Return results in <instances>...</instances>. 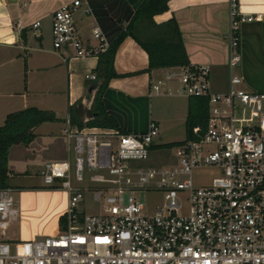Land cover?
<instances>
[{
    "label": "built area",
    "instance_id": "built-area-1",
    "mask_svg": "<svg viewBox=\"0 0 264 264\" xmlns=\"http://www.w3.org/2000/svg\"><path fill=\"white\" fill-rule=\"evenodd\" d=\"M81 6L72 0L53 12L52 47L98 57L109 42L98 27L91 30L95 42L82 37L75 20ZM229 8V89L213 92L211 70L204 64L168 73L178 75L182 95L208 97L204 133L160 149L153 148L155 120L135 133L78 127L67 116L62 134L71 140L70 155L45 162L40 170L46 188L67 193L63 224L54 235L9 240L20 208L15 190L0 188V264H264V92L245 88L244 78L234 72L241 61L242 24L264 21V14L243 13L239 0H229ZM89 11L82 7L84 14ZM40 25L32 23L35 29ZM85 78L94 81L96 75ZM161 150L171 151L166 162L147 165ZM201 168L220 174L209 184H197L193 174ZM141 191L161 192L162 205L143 212ZM85 193L98 211L80 209Z\"/></svg>",
    "mask_w": 264,
    "mask_h": 264
},
{
    "label": "crops",
    "instance_id": "crops-1",
    "mask_svg": "<svg viewBox=\"0 0 264 264\" xmlns=\"http://www.w3.org/2000/svg\"><path fill=\"white\" fill-rule=\"evenodd\" d=\"M71 1L0 0V125L8 113L35 106L52 110L58 118L52 122L64 127L70 109L85 96L87 85L93 82L85 75L95 74L98 57H76L70 50H55L50 35L53 12ZM80 1L82 6L75 13V20L82 37L95 42L91 30L98 27L110 42L143 0ZM83 6L90 9L89 13L82 12ZM239 6L248 15L264 14V0H239ZM169 18L178 24L190 64L209 66L211 90L227 91L231 75L229 0H168L167 10L155 14L153 20L161 23ZM36 20L41 23L38 29L32 27ZM22 28L26 29L24 39L20 37ZM240 54L235 74L244 78L245 88L264 92V21L242 24ZM147 66V53L132 37L125 36L114 55L117 76L108 80L102 93L108 116L127 132H145L152 119L157 122L161 138L173 140L177 132L186 136L184 122L189 97L180 93L178 75L168 76L177 68L162 67L147 72ZM159 80L155 91L152 85ZM48 123H41L34 132L43 125L51 129ZM62 130L68 158L71 140ZM36 139L37 134L30 143ZM12 188L18 195L15 198L20 216L8 229L9 240L56 234L59 216L67 205V193L46 187Z\"/></svg>",
    "mask_w": 264,
    "mask_h": 264
},
{
    "label": "trees",
    "instance_id": "trees-1",
    "mask_svg": "<svg viewBox=\"0 0 264 264\" xmlns=\"http://www.w3.org/2000/svg\"><path fill=\"white\" fill-rule=\"evenodd\" d=\"M168 0H143L134 11L126 24H121L122 29L116 37L109 42L104 52L98 55L95 67L96 79H100V85L95 91L92 109L97 116L81 123L73 109H70V120L78 127H105L119 128L108 116L102 93L107 82L117 76L113 67L115 51L125 36L132 37L147 53L149 72L155 68L177 67L190 64L189 56L184 47L180 29L174 18L156 23L153 20L155 14L167 10ZM26 29L22 28L20 37L25 38ZM209 99L205 96H189L188 114L184 128L186 138H198L207 128L209 118ZM58 118L52 110L40 109L35 106H28L23 109L8 113L0 125V188L9 187L10 171L8 169V153L14 144L28 145L35 138V128L43 122L56 121ZM180 141L157 144L153 148H170ZM64 217H59V226L63 224Z\"/></svg>",
    "mask_w": 264,
    "mask_h": 264
},
{
    "label": "rangeland",
    "instance_id": "rangeland-1",
    "mask_svg": "<svg viewBox=\"0 0 264 264\" xmlns=\"http://www.w3.org/2000/svg\"><path fill=\"white\" fill-rule=\"evenodd\" d=\"M55 122L48 123V126H51L49 127L51 129H48L51 130V133L46 129V125H43V127L35 131L37 139L34 142L28 145L14 144L10 147L8 156V167L11 175L8 181L9 186L17 189L45 187L40 177V170L43 164L49 161L67 159L68 144L60 131L63 128V124ZM184 138L186 136L182 132L181 134L177 132L174 133L171 139L179 141ZM173 140L161 138L158 135L155 138L157 144L169 143L173 142ZM170 153V150L156 151L152 154L151 160L146 164L156 165L166 162L167 155ZM219 174V170L201 168L196 169L193 176L197 184H209L212 178ZM81 184L79 183V185ZM17 196L15 190L14 197L17 198ZM137 199L143 203V212L147 213H153L163 203V196L159 191H141L137 194ZM80 209H84L86 212H96L99 206L92 202L90 193H85V201L80 205Z\"/></svg>",
    "mask_w": 264,
    "mask_h": 264
},
{
    "label": "water",
    "instance_id": "water-1",
    "mask_svg": "<svg viewBox=\"0 0 264 264\" xmlns=\"http://www.w3.org/2000/svg\"><path fill=\"white\" fill-rule=\"evenodd\" d=\"M99 85H100L99 78L95 79L92 83L88 84L85 96L82 98L81 101H79L77 104L73 106L74 113L77 119L81 123H86L97 116V112L93 111L92 109V104H93L95 91L97 90ZM63 213L61 215H63Z\"/></svg>",
    "mask_w": 264,
    "mask_h": 264
}]
</instances>
